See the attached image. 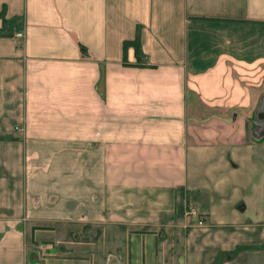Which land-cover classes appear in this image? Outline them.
Wrapping results in <instances>:
<instances>
[{
  "label": "crops",
  "instance_id": "obj_1",
  "mask_svg": "<svg viewBox=\"0 0 264 264\" xmlns=\"http://www.w3.org/2000/svg\"><path fill=\"white\" fill-rule=\"evenodd\" d=\"M263 89L264 0H0V264H264Z\"/></svg>",
  "mask_w": 264,
  "mask_h": 264
},
{
  "label": "rangeland",
  "instance_id": "obj_2",
  "mask_svg": "<svg viewBox=\"0 0 264 264\" xmlns=\"http://www.w3.org/2000/svg\"><path fill=\"white\" fill-rule=\"evenodd\" d=\"M231 114L233 115V113H231ZM255 119H256L255 115L253 114L252 116H250V119H248V123L251 125V122H253ZM64 228H66V230L76 229V235H80V233H81V231L78 227H73L72 225H66V227H64ZM43 235L50 236L53 238V240H55V233L52 231L50 233H43ZM69 235L71 237L70 231L68 232V236ZM85 239L87 240V237ZM53 245H56V243H54ZM62 251H63V249L60 247V245H57L56 247H54V252L48 253L47 259L46 260H39L38 264H42V263H44V264H88L87 262H82L81 260L75 259L74 257L66 256L65 255L66 253L62 254Z\"/></svg>",
  "mask_w": 264,
  "mask_h": 264
},
{
  "label": "water",
  "instance_id": "obj_3",
  "mask_svg": "<svg viewBox=\"0 0 264 264\" xmlns=\"http://www.w3.org/2000/svg\"><path fill=\"white\" fill-rule=\"evenodd\" d=\"M254 115L256 119L253 121V124L256 127L257 134H264V89L260 95Z\"/></svg>",
  "mask_w": 264,
  "mask_h": 264
},
{
  "label": "built area",
  "instance_id": "obj_4",
  "mask_svg": "<svg viewBox=\"0 0 264 264\" xmlns=\"http://www.w3.org/2000/svg\"><path fill=\"white\" fill-rule=\"evenodd\" d=\"M14 35H16V36H21V35H22V32H21V31H16V32L14 33ZM184 211H185L186 214L195 217V219H196V224H202V219L199 217V214H198V212H197L196 207H194L193 205H188V206L185 208Z\"/></svg>",
  "mask_w": 264,
  "mask_h": 264
},
{
  "label": "trees",
  "instance_id": "obj_5",
  "mask_svg": "<svg viewBox=\"0 0 264 264\" xmlns=\"http://www.w3.org/2000/svg\"><path fill=\"white\" fill-rule=\"evenodd\" d=\"M128 43H131L135 46V53L136 55L139 57V48H138V43H137V36H135L132 40H125L123 41V49L125 48V46L128 44ZM81 50H83V46L80 45L79 46Z\"/></svg>",
  "mask_w": 264,
  "mask_h": 264
}]
</instances>
